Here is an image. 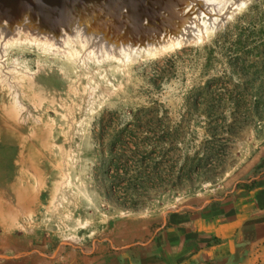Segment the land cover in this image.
Wrapping results in <instances>:
<instances>
[{
  "label": "rangeland",
  "instance_id": "rangeland-1",
  "mask_svg": "<svg viewBox=\"0 0 264 264\" xmlns=\"http://www.w3.org/2000/svg\"><path fill=\"white\" fill-rule=\"evenodd\" d=\"M195 44L122 65L0 42V190L16 182L34 199L0 195L11 206L0 211V264L94 253L115 229L211 194L243 165L264 140V0H247ZM208 80V99L191 110ZM140 108L155 110L167 134L129 130L110 148ZM23 141L36 168L17 161Z\"/></svg>",
  "mask_w": 264,
  "mask_h": 264
},
{
  "label": "crops",
  "instance_id": "crops-1",
  "mask_svg": "<svg viewBox=\"0 0 264 264\" xmlns=\"http://www.w3.org/2000/svg\"><path fill=\"white\" fill-rule=\"evenodd\" d=\"M19 186L0 195L25 205ZM124 225L94 253L58 252L56 264H264V140L213 193Z\"/></svg>",
  "mask_w": 264,
  "mask_h": 264
},
{
  "label": "bare ground",
  "instance_id": "bare-ground-1",
  "mask_svg": "<svg viewBox=\"0 0 264 264\" xmlns=\"http://www.w3.org/2000/svg\"><path fill=\"white\" fill-rule=\"evenodd\" d=\"M5 1L6 3H2L7 5L0 8V42L7 50L11 45L29 43L44 52L65 59L75 58L82 61L84 55L88 53L115 60L122 65L128 61L130 63V60L137 57L161 55L189 43L197 44L204 41L247 2V0H149L159 3L156 10L162 9L160 19L162 26L151 32L147 27L137 29L132 21L128 22L126 19L122 29V23L118 18L106 20V13L116 14L107 11L109 4L103 3L102 0H67L64 4V14L45 0H39V3L33 0L32 5L22 4V7L21 4H14L13 0ZM109 2L114 3V0ZM59 17H62V20H59ZM132 18L130 17V20ZM144 22H147L146 17ZM5 48L0 46V52L5 54L7 51ZM7 133L16 139L13 130H7ZM21 145L24 151L16 156L17 161L36 168L37 154L33 150L34 147L24 141ZM12 176L8 179H13ZM66 182H69L68 178ZM15 186L16 182L9 186L11 194L16 192ZM20 190L19 193L24 192L28 195V190L22 188ZM27 198L34 200L31 195Z\"/></svg>",
  "mask_w": 264,
  "mask_h": 264
},
{
  "label": "water",
  "instance_id": "water-1",
  "mask_svg": "<svg viewBox=\"0 0 264 264\" xmlns=\"http://www.w3.org/2000/svg\"><path fill=\"white\" fill-rule=\"evenodd\" d=\"M37 3H39V0H36ZM46 2L48 1L49 5L56 6L59 10H61V13L64 14V4L67 2V0H45ZM43 1V2H45ZM76 1V0H75ZM80 1V0H78ZM5 0H0V8H3L7 4ZM103 3L109 4L107 6V11L109 8H112V11L109 12H115L116 15H110L113 17V20L115 18H118L120 20L121 29L124 28L123 23H125V19L128 20V22L132 21L134 26L138 29L142 28H149L151 32H155L160 27L162 26L160 23V19L162 17V9L156 10V6H158V2L154 1H149V0H114V3L109 2V0H102ZM172 2V1H171ZM14 4H21V7L23 6L22 4H33V0H13ZM114 4V5H113ZM113 5V6H111ZM105 7V4H104ZM4 12L3 10H1ZM100 11V10H99ZM105 11V8H104ZM124 11V14H122ZM122 12V13H121ZM57 14V13H54ZM130 17L132 20H130ZM146 17L147 19V24L144 22V18ZM59 20H62V17H59ZM106 20H111V19H106ZM155 20L157 22H155ZM159 27L157 30L156 28Z\"/></svg>",
  "mask_w": 264,
  "mask_h": 264
},
{
  "label": "trees",
  "instance_id": "trees-1",
  "mask_svg": "<svg viewBox=\"0 0 264 264\" xmlns=\"http://www.w3.org/2000/svg\"><path fill=\"white\" fill-rule=\"evenodd\" d=\"M209 82L210 80L206 81V83L201 87V88H196V93L194 100L192 102L191 110H199V99L200 97H205V99H208V95L210 93V87H209ZM212 107L210 106V104H207V102L205 103V113L208 114V112L210 111ZM155 110L150 109V108H140L137 109L135 112H133V121L132 122H127L126 124H124L119 130H117V132L115 133L114 137L112 138V141L110 142V148H112L113 146H115L116 144H123V143H127L124 141V139L122 138L126 132L130 131H134L135 133L137 132H150V131H159L161 132V135H165L167 134V129L163 124L157 123L160 122V120L162 121V119H157L153 116V112ZM155 122V123H152ZM156 124V125H154ZM131 125H134V128H130ZM101 130H103V128L101 127ZM210 131V130H209ZM102 138V135L99 134V139ZM101 143V142H99ZM105 193L108 195V192L105 190Z\"/></svg>",
  "mask_w": 264,
  "mask_h": 264
}]
</instances>
